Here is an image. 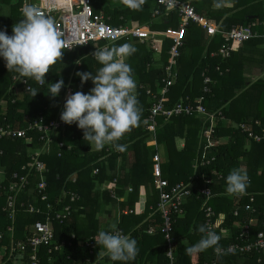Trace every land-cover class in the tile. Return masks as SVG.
Returning <instances> with one entry per match:
<instances>
[{"label": "trees", "instance_id": "obj_1", "mask_svg": "<svg viewBox=\"0 0 264 264\" xmlns=\"http://www.w3.org/2000/svg\"><path fill=\"white\" fill-rule=\"evenodd\" d=\"M184 1L224 33L210 38L199 24L190 22L183 35L184 46L178 59V76L169 88L166 104L172 106L178 102H190L196 105L199 97L205 96L203 105L208 113L221 110L224 116L215 120L216 132L212 139L215 146H210V139L204 135L211 125L209 115L202 116L197 112L168 119L159 115L156 128L158 145L148 142L151 131L146 127L152 100L147 89L156 92L164 84L173 35L179 31L178 11L159 6L155 0H142L139 8L130 7L126 0H93L95 11L104 12L113 25L144 27L149 24L153 30L165 31L167 35L159 48L160 53L155 51L152 42H140L137 38H125L109 44V48L125 43L135 48L126 62L133 69L141 116L139 122L118 141L126 146L124 151H117L111 144L97 151L94 145L90 147L89 142L83 139V131L72 124L56 133L57 141L64 138L72 143V149H63L59 155L58 142L55 141L51 151L43 154L42 159L48 166L45 177L49 201L56 203L61 199L62 205L71 204L73 209L64 223L54 224L55 241H65L71 245L64 248V254L59 251L49 253L48 247L42 246L38 253L40 264L84 261L89 256V251L84 249V241L95 239L100 230H110L112 225L108 220L114 215L116 226L138 242V255L128 264H167L168 245L163 233H148L150 224H162L161 213L153 214L151 209L159 199V191L154 185L157 163L153 157L160 145L166 150V160L161 163L163 176L171 184L180 180L188 181L195 173L199 176L196 181L199 185L206 184L201 179L203 174L212 180L206 184L212 189L211 200L193 191L185 205V214L174 219L171 233L176 239L178 263L205 264L211 263L216 257L213 264H264V252H227L231 243L245 244L248 241L238 239L243 225L248 224L250 227L248 242L254 241L257 234L264 231V139L260 142L252 140L248 133L236 126L241 122L259 120L261 124L254 128L257 132L264 131V76L251 75V69L255 68L253 63H260V68L264 69L263 59L257 57L264 55V37L252 38L242 45L234 43L229 58L212 55L219 51L226 34L234 25L255 23L254 30L264 34V0ZM0 4L10 6L9 15L0 16V29L11 35L13 25L23 18V0H0ZM157 8L160 14L154 17L153 12ZM103 45V41H96L72 50H63L60 60L45 74L46 83L60 79L64 81L65 87L55 98L48 95L47 86H40L36 81L28 79L31 89L40 91L32 97L31 89L28 90L20 80L14 79L19 74L8 71L5 61L0 58V124L12 122L20 128L26 124V117L30 115L42 114L47 120L57 118L63 109L64 97L76 91L87 93L94 86L91 80L81 84L76 72L94 73L100 65L93 53ZM158 54L161 55L159 59ZM217 66L220 70H217ZM204 72L212 80L209 84L212 91L208 93L204 90ZM35 132L32 131V142L22 138L0 140V146L4 149L0 164L6 168L8 176L15 171L21 172L23 165H32L29 154L43 144L40 134ZM204 153L206 158L215 157L216 160L196 170L194 164ZM234 168H240L248 176V186L243 193L231 194L226 190L225 178ZM39 180L40 174L33 170L26 188L18 194V211L14 221L16 242L26 238L36 221H46L45 214L29 211L31 205L47 210L45 203L37 196L36 185ZM112 191L120 200L112 196ZM70 192L77 193L79 198L72 201ZM143 193L146 200L141 210L139 201ZM251 197H254L253 202L250 201ZM4 203L5 198L0 195V231L3 232L11 224L3 210ZM21 203L25 205L21 207ZM248 203L252 209H246ZM208 205L215 210L213 218L218 225L215 229L220 236L219 246L226 249L219 256H216L215 248L193 253L186 251L201 237L197 229L199 225L205 224ZM126 209H133V212L126 214ZM236 210L238 215L234 214ZM224 227L230 232L224 233ZM8 243L9 238L5 235L0 239V248ZM104 252L98 244L93 257ZM66 253H71L72 259L67 260ZM103 262L109 264L110 260L107 257ZM117 264L123 262L117 261Z\"/></svg>", "mask_w": 264, "mask_h": 264}, {"label": "built area", "instance_id": "obj_2", "mask_svg": "<svg viewBox=\"0 0 264 264\" xmlns=\"http://www.w3.org/2000/svg\"><path fill=\"white\" fill-rule=\"evenodd\" d=\"M35 5H38L41 10L51 16L55 21V26L60 30L65 39L68 42L66 49L72 50L73 48L86 45L96 41H103L104 45L99 47H109V44L116 42L121 39L137 38L140 42L148 43L155 48L156 52H159V46L154 42L155 33L151 30L150 25L146 24L138 27H131L130 25H113L110 23V17H107L104 12H96L94 9L93 0H30ZM159 6L166 7L170 10H177L180 16V25L179 31L177 34L173 35V44L169 50V63L166 65V78L163 80L162 84L156 92L152 91L151 88L147 89V94L150 95L152 100V106L150 107L151 112L148 117V124L146 129L151 131V136L149 139V144L158 145L156 140V128L158 126L157 119L159 115L164 116L166 119L177 116V115H192L198 113L202 116L209 115L211 119V125L208 129L205 130V137L210 139L209 145L215 146V141L212 140L215 135V120L217 117L224 118L221 110L216 111L215 113H208L207 109L203 105L205 96L199 97L197 104L193 105L192 103H182L178 102L172 106H168L167 93L169 88L175 83L178 76V59L181 56V48L184 46L183 35L187 29L190 22L199 24L206 32L207 35L211 38L218 33H222L221 29L217 26L212 25L209 20L203 17L201 14L196 12V10L184 0H155ZM160 14V9L157 8L153 12V16L157 17ZM255 23L247 25H234L229 32L226 34L225 42L221 45L218 52L213 53L212 55H220L222 58H229L232 55V45L234 43L242 45L244 42L256 38L264 37V34L254 30ZM224 33V32H223ZM63 51V50H62ZM217 70H220V67L217 66ZM204 90L208 93L211 92V87L209 86L212 81L209 76L204 72ZM15 80H20L28 90L31 89L29 80L27 83L22 80L25 79L20 75L14 77ZM67 97H64L62 102L64 103ZM62 111V109H61ZM60 113L57 118L52 120H47L46 117L42 114L37 116H27L26 124L23 127H16L12 122H6L0 124V140L4 139H17L22 138L29 142H32V131L36 130V134H40V140L43 141V144L37 149H33L31 159L33 161L32 165H23L21 166V172L27 171L25 174L20 171H15L8 176L6 168L0 164V195H3L5 198V203L3 210L7 213L6 215L11 220V224L7 226L5 232L0 231V239H3L6 235L9 238V243L1 246L0 248V264H40L38 258L39 250L42 246L48 247L49 253H54L59 251L61 254H64V248L70 243L62 241L58 243L55 241V222L64 223L72 212V205L66 204L62 205L61 199L58 202L53 203L49 201L48 183L45 177L46 172H48V166L46 162L42 159L44 153L50 152L52 145L57 141L56 133L60 129L65 130L70 125L65 124L60 119ZM218 115V116H217ZM218 118V119H219ZM217 119V120H218ZM216 120V121H217ZM259 120L254 122H241L236 126L239 129H242L245 133H248V137L255 141H262L264 139V131L257 132L254 128L255 125H260ZM76 126V124H74ZM30 133V135H29ZM58 154L61 155L63 149L71 150L73 145L68 143L64 138L59 139L58 141ZM161 145L159 146V151L154 155L153 159L156 161L155 171H154V185L155 188L159 191V199L156 206H151V209L156 212L161 213L162 224L155 225L150 224L148 228L149 234H155L158 231H161L164 235L168 249L166 251L167 264H179L178 257L175 247L176 239L172 235L173 222L176 216H183L185 214V205L188 202V199L193 195V191H197L198 194L202 197H205L206 200H211L213 197L212 189L206 184L210 183L212 180L207 178L205 174L202 175L203 180L206 181L205 185H199L196 181L199 179V176L195 173L190 177L188 181L180 180L176 183L171 184L168 179L163 176L161 163L163 162L161 156ZM4 154V149L0 146V157ZM216 158H206L205 153L201 159H197L194 164V168L197 170L200 166H206L212 161H215ZM35 170L40 174V180L36 185L37 196L41 202L45 203L47 210H43L41 206L31 205L29 207L30 212L45 214L46 221H36L28 235L24 240L15 241V225L14 221L18 211V194L22 192L28 182L29 177L32 171ZM97 172V170H96ZM221 177V176H220ZM75 180V179H74ZM196 184L194 189L192 186ZM199 185V186H198ZM132 191V188L129 189ZM114 198L120 200L117 197L114 191L111 192ZM72 201L79 198V195L74 192L69 193ZM250 201H254V197L250 198ZM25 204L21 203V207ZM246 209H252L250 203L246 205ZM133 209H126L124 213H132ZM206 221L205 224L210 226L214 231H216L217 223H215L214 216L215 210L211 205H208L206 210ZM235 215H238L236 210ZM223 227V226H222ZM113 228L124 233L123 229L119 226H111L110 230ZM249 225H243L242 230L240 231L238 239H247L249 241ZM224 233L230 232L222 228ZM226 236V234H225ZM246 242L241 244L239 242L231 243L227 252L229 253H244L259 251L264 252V231H260L257 234V238L254 241ZM220 242V240H219ZM98 244H96L94 239H86L84 241V249L89 251V256L84 261H78L68 264H105L103 261L108 257L106 252L102 253L98 257H93ZM216 256L221 255L226 252V249L218 245L215 247ZM65 258L67 260L72 259L71 253H66ZM109 258V257H108ZM216 257L212 260L211 263L215 262ZM109 264H117L113 262L110 258ZM261 261V260H259Z\"/></svg>", "mask_w": 264, "mask_h": 264}, {"label": "clouds", "instance_id": "obj_3", "mask_svg": "<svg viewBox=\"0 0 264 264\" xmlns=\"http://www.w3.org/2000/svg\"><path fill=\"white\" fill-rule=\"evenodd\" d=\"M132 8H139L142 0H126ZM22 19L12 27V34L0 29V58L8 71L18 73L27 83L32 79L40 86H47L48 95L57 97L65 87L63 79L46 83L45 74L62 57L68 46L64 34L55 26L54 19L38 5L26 0ZM70 49V48H69ZM135 52L130 44L96 48L93 57L100 65L93 72L77 71L81 84L91 80L94 85L87 93L76 91L67 96L60 114L62 122L76 124L83 131V139L97 151L111 144L117 151L126 146L118 143L126 132L135 126L141 116L133 69L126 58ZM38 92L31 89L32 97ZM226 190L231 194L243 193L248 186V176L240 168L232 169L226 176ZM200 239L186 249L193 253L215 248L219 234L210 226H198ZM103 247L113 262L128 264L139 252L135 238L115 228L100 230L94 239Z\"/></svg>", "mask_w": 264, "mask_h": 264}, {"label": "crops", "instance_id": "obj_4", "mask_svg": "<svg viewBox=\"0 0 264 264\" xmlns=\"http://www.w3.org/2000/svg\"><path fill=\"white\" fill-rule=\"evenodd\" d=\"M28 1L31 2L30 0H28ZM25 2H26V0H23V6H22V8L24 7ZM9 13H10V6L8 4H0V16H7V15H9ZM179 25H180V23H179ZM151 30H153V29L151 28ZM153 32L155 33L154 42L160 48V46L162 44V41L164 40L165 36L167 35V32L160 31V30H153ZM157 53H160V51L157 52ZM213 53H216V52H213ZM160 56L161 55L158 54L157 55V59H159ZM257 57H261L263 59V61H264V55L262 56V54H261L260 56H257ZM256 61H258V60H256ZM253 64H254L255 68L254 69H251V71H252V74L251 75H253L254 77L264 76V69L260 68L261 67V64L258 63V62L253 63ZM160 149H161V153L160 154L162 156V159H163V161H165L166 160V150H165V148L163 146H161ZM145 200H146V195H145V193H143L141 195V197H140L139 209L143 210ZM113 217L114 216H110V219H113ZM108 221H109V224L110 225L112 224L113 227L116 226V221H114V220H108Z\"/></svg>", "mask_w": 264, "mask_h": 264}, {"label": "rangeland", "instance_id": "obj_5", "mask_svg": "<svg viewBox=\"0 0 264 264\" xmlns=\"http://www.w3.org/2000/svg\"><path fill=\"white\" fill-rule=\"evenodd\" d=\"M115 208V207H114ZM116 210V209H115ZM115 212V211H114ZM103 216H105V215H103ZM106 217V216H105ZM116 215H114V218L113 219H110V220H114V221H116ZM118 218V217H117ZM112 225V224H111Z\"/></svg>", "mask_w": 264, "mask_h": 264}]
</instances>
